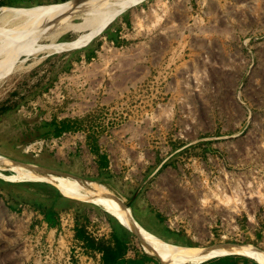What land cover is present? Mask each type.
I'll return each mask as SVG.
<instances>
[{
  "label": "rangeland",
  "instance_id": "obj_1",
  "mask_svg": "<svg viewBox=\"0 0 264 264\" xmlns=\"http://www.w3.org/2000/svg\"><path fill=\"white\" fill-rule=\"evenodd\" d=\"M68 1L0 0V15ZM82 16L6 38L74 42L96 21L47 34ZM47 51L22 55L0 81L1 157L107 185L171 243L264 251V0H144L81 46ZM110 225L121 264H160L94 203L0 176V264H99L87 249Z\"/></svg>",
  "mask_w": 264,
  "mask_h": 264
},
{
  "label": "bare ground",
  "instance_id": "obj_2",
  "mask_svg": "<svg viewBox=\"0 0 264 264\" xmlns=\"http://www.w3.org/2000/svg\"><path fill=\"white\" fill-rule=\"evenodd\" d=\"M142 1L144 0H114L115 3L105 5V2L103 3L102 0H72L61 4L55 3L30 8L4 7L2 9L3 13L0 15V81L9 77L20 68L22 62L20 63L19 60H21L22 55L27 54L30 56L42 50L53 51L67 47L75 48L78 45L81 46L83 43L88 42L95 34L101 32L122 12ZM76 12H81L84 16L83 24H72L68 25V27L50 29L51 31L49 30L47 34L48 38L54 39L67 29L88 27L96 21L94 26L92 25L93 28L90 34H83L85 36L81 35L82 37L74 42L38 45V39L46 31H40L37 35H34V38L30 39L29 45L27 42V47H24L26 44L22 45V41L20 43L9 39L10 42H8L6 38L8 33L13 31L15 35L18 34L14 35L15 38L19 36V39L15 40L19 41L21 40V35H26V32H31V30L34 31V27L41 29L40 26L49 24L52 20L66 18ZM62 21L61 23H63ZM56 24L58 25V22ZM27 35L26 38L29 37ZM12 42H15L13 46L10 44ZM23 59L22 61H24ZM9 166L14 172L12 175L0 173V176L6 181L14 183L46 181L56 186L65 195L94 203L104 209L116 218L124 228L133 233L144 251L156 258L160 264H201L216 258L234 255L246 256L257 260L260 264H264V251L250 244L216 243L214 245L199 247L171 243L162 239L147 230L135 218L132 209L128 208L125 202L105 184L33 166L32 164L15 163L0 156V168L6 169L5 167Z\"/></svg>",
  "mask_w": 264,
  "mask_h": 264
},
{
  "label": "crops",
  "instance_id": "obj_3",
  "mask_svg": "<svg viewBox=\"0 0 264 264\" xmlns=\"http://www.w3.org/2000/svg\"><path fill=\"white\" fill-rule=\"evenodd\" d=\"M76 222L77 220L74 221L75 225H76ZM79 227L80 226H78V229H76L77 232L83 226H81L80 228ZM116 245L117 243L114 239V233L112 230V226L110 225V231L108 233H105V235L102 236L98 240V247H91L90 249H87V250L89 252L88 254H91V253L94 255L98 254V256H100V261L103 262L104 264H121V262L123 261L124 255L118 252V248ZM88 246L89 245H87L86 247L89 248Z\"/></svg>",
  "mask_w": 264,
  "mask_h": 264
},
{
  "label": "built area",
  "instance_id": "obj_4",
  "mask_svg": "<svg viewBox=\"0 0 264 264\" xmlns=\"http://www.w3.org/2000/svg\"><path fill=\"white\" fill-rule=\"evenodd\" d=\"M91 255H92V254H91ZM74 260H76V259L70 256V257L68 258L66 264H76V261H74ZM100 262H101V261H100V259H99L98 263H99V264H102V263H100Z\"/></svg>",
  "mask_w": 264,
  "mask_h": 264
}]
</instances>
